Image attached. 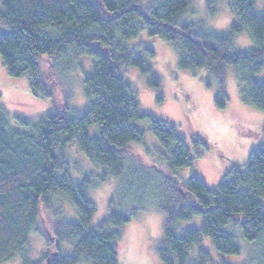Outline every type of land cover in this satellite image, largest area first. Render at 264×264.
Masks as SVG:
<instances>
[{"label": "trees", "instance_id": "16d2710c", "mask_svg": "<svg viewBox=\"0 0 264 264\" xmlns=\"http://www.w3.org/2000/svg\"><path fill=\"white\" fill-rule=\"evenodd\" d=\"M217 1L207 0L206 14ZM191 5L192 0H149L145 5L141 0H0L3 68L10 77L26 76L34 96L51 100V107L35 119H13L23 129L11 127L0 109V264L17 253L21 264H42L25 255L27 236L38 231L43 209L60 213L61 200L72 206L76 220L52 222L46 232L45 264H118L119 229L144 207L134 206L128 214L120 209L119 195L90 228L96 208L89 189L105 177L126 174L128 167L126 181L156 182L155 189L144 184L141 196L157 197V208L165 216L164 240L157 249L161 264L210 263V253L199 248L202 237L212 241L216 253L238 255L232 233L221 229L227 224L239 225L246 241L264 243V138L248 154L244 167L227 170L215 190L195 176L183 183L174 173L191 166L185 140L174 125L140 114L136 95L121 76L125 68H136L149 86H159L144 56L127 47L144 27L149 36L174 46L181 69L205 70L206 84L217 86L218 107L225 106L221 82L231 66L241 102L264 110V72L256 79L264 69V0L260 11L257 0H227L235 23L226 34L190 22ZM244 31L251 49L232 52V37ZM144 53L153 54L147 49ZM81 57L92 60L83 81L84 109L69 116L70 76ZM143 119L150 121V131L165 152L167 173L154 165L146 167L132 148L143 141L142 131L132 123ZM93 126L96 131L91 134ZM258 135L264 137V127ZM71 145L102 167L101 172L82 169L75 183L67 162ZM195 216L200 217L199 227L186 228L178 236L176 222ZM64 244L68 252L60 250ZM192 246L197 247L195 260L189 257ZM262 258L264 263V250Z\"/></svg>", "mask_w": 264, "mask_h": 264}, {"label": "rangeland", "instance_id": "374dc122", "mask_svg": "<svg viewBox=\"0 0 264 264\" xmlns=\"http://www.w3.org/2000/svg\"><path fill=\"white\" fill-rule=\"evenodd\" d=\"M141 2L145 5L149 0H141ZM206 2L207 0H192L188 20L200 22L215 33H228L235 23V18L227 6V0L217 1L210 11L211 14H206L208 11ZM261 4L262 0H257L258 11L261 10ZM2 29L3 25L0 23V31ZM127 47L135 54H142L150 67L151 74L159 79L158 88H153L147 84L146 76L140 75L136 68H125L122 71L123 81L136 95L139 113L174 125L178 136L185 140L188 148L192 160L191 166L177 170L174 175L183 183H186L190 176H195L206 185L207 189L215 190L226 171L233 166L243 168L248 154L263 140L264 137L258 133L264 127V110L241 102L237 79L231 66L225 68L224 80L221 82L226 100L225 106L220 108L215 103L217 89L215 83L210 86L206 84L204 69H181L178 66L177 51L172 44L158 36H149L142 27L136 37L127 42ZM251 47L247 32L232 37V52L245 53ZM144 49L150 50L153 54L144 53ZM91 62L90 58L81 57L79 67L71 73L69 84L71 94L68 104L71 109L67 112L69 116H72L74 111L84 109L83 81L90 72ZM263 72L264 69L256 75V79H261ZM50 107L49 98L34 96L30 92L26 76L17 78L8 76L0 61V109L7 114L11 127L23 129L13 120L14 118L35 119ZM132 124L143 133L142 143L132 146L139 159L146 167L154 165L156 170L167 173L165 152L150 131V121L143 119ZM95 131L96 127L93 126L90 133L93 134ZM67 153L69 156L67 162L75 183L80 182L79 173H82V169L97 174L101 172L102 167H97L86 160L73 145L68 146ZM128 170L129 167L126 174L105 177L90 187V198L96 208L90 228L107 214L109 201L119 195L120 198L117 200L120 209L128 214L134 206L142 205L144 208L136 210L130 221L119 229L120 239L116 242L118 264H161L157 249L164 240L165 216L157 208V197L141 196L147 184L150 185V189H155L156 182L152 183L146 178L143 179L146 185L138 184L135 179L129 178L126 181L130 176L127 175ZM139 170L140 168L132 167L134 172ZM261 201L264 206V199ZM61 202L60 213L43 209L38 231L28 234L25 255L31 260L42 261V264L47 262V233L55 219L76 220L72 206L65 200ZM199 225V216H195L190 221H177L175 224L177 235L180 236L186 228H198ZM221 229L232 233L233 242L240 248V253L234 256L218 254L214 250L212 241L202 237L199 248L210 253L211 262L208 264L222 262L264 264L262 240L246 241L241 235L239 225L227 224ZM61 247L64 252L69 251L66 244L60 245V250ZM196 256L197 247L192 246L189 257L195 260ZM21 263L22 256L17 253L11 260L2 264Z\"/></svg>", "mask_w": 264, "mask_h": 264}]
</instances>
